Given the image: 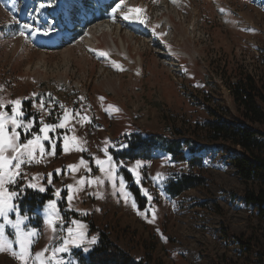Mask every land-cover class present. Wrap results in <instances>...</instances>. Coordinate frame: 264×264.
Masks as SVG:
<instances>
[{
    "label": "rangeland",
    "instance_id": "obj_1",
    "mask_svg": "<svg viewBox=\"0 0 264 264\" xmlns=\"http://www.w3.org/2000/svg\"><path fill=\"white\" fill-rule=\"evenodd\" d=\"M68 1L72 2L74 19L81 26L86 25L83 31L80 28L69 30V20L61 15V5L63 3V9L68 11ZM68 1L52 0L51 6L36 11L39 4L47 0H32L27 7L28 17L21 19L22 12L18 11L24 8V0L12 3L0 0V100L21 99L22 105L30 102L31 111L45 118L44 123H60L65 110L69 113L65 128L49 132L51 139L45 141L48 142L44 145L46 151H50L58 139L67 137L70 142L75 136L78 146L86 149L83 155L92 166L97 158L105 161V148L112 146L122 151L134 140L123 137L149 132L171 136L173 130L192 132L197 124L211 118L209 110L236 114L228 90L234 77L242 74L264 77V0H117L107 11L104 10L108 5L100 0ZM117 4L120 8L113 14L112 9ZM130 8L144 11L128 13ZM123 13L134 16L135 22L131 18L124 19ZM131 14H136L138 21L136 15ZM140 19L144 23H140ZM136 21L137 25L132 27ZM125 22H129V26ZM25 23L36 30L33 35L24 29L27 38L19 34ZM57 33L69 37L64 38L59 47H44L43 40L53 34L58 36ZM44 44L56 46L48 41ZM99 52L108 55L102 57ZM41 100L45 102L44 110L39 108ZM117 108L119 111L114 110ZM52 111L56 116L51 115ZM84 116L90 123L82 120ZM30 119L35 121L33 117ZM39 128L35 123L31 131L42 136ZM18 131L23 139L22 129ZM207 145L209 149L200 154L210 180L205 187L172 199L165 195L162 186L169 177L187 171L186 164L175 166L169 161L163 171L161 155L152 153L153 157L144 162L138 184L129 170L136 168L138 160H122L117 164L119 168L122 164L119 176L125 188H119L113 173L116 188L110 178L111 188L102 194L97 205L92 204L89 217L98 228L107 227L113 240L135 259L150 253L161 264H214L215 258L222 263L230 259L233 264H262L264 217L245 198L249 191L264 189V183L245 184L233 165L236 153L217 142L208 141ZM43 159L45 165L50 166L52 157L44 155ZM153 162L155 173L152 176L148 168L152 170ZM104 166L108 168L106 163ZM140 168H136L138 173ZM28 171L26 169L25 174ZM123 172L133 175L134 186L145 200L141 211L155 208L153 223L148 222L152 218L150 211L145 219L136 209L126 206L124 193L133 199L134 196ZM93 175L90 171L91 180H94ZM66 177L69 176L65 172L62 179ZM51 184L43 180L40 186ZM58 189L68 191L65 182L53 188L52 200L56 202ZM143 189H147L151 201ZM91 200L98 198L92 195ZM79 201L80 197L74 196L71 206L69 201L68 205L75 207ZM47 205L43 212L38 211L37 217L21 225L26 226L25 230L38 232L33 238V251L59 246L65 235L60 231L53 234L47 225ZM56 222L62 223L61 220ZM82 223L87 226V244L98 233L90 234L88 224ZM6 234L15 240L14 230L8 226ZM237 237L248 240L247 249L238 243ZM88 246L92 250L93 245ZM13 247L17 246L13 244ZM75 253L86 257L89 254L72 248L70 253L58 255H63L65 260H75ZM0 264L19 262L10 252H0Z\"/></svg>",
    "mask_w": 264,
    "mask_h": 264
},
{
    "label": "trees",
    "instance_id": "obj_2",
    "mask_svg": "<svg viewBox=\"0 0 264 264\" xmlns=\"http://www.w3.org/2000/svg\"><path fill=\"white\" fill-rule=\"evenodd\" d=\"M262 66L264 67V62ZM228 87L236 114L209 110L211 118L204 119L202 123L197 124L193 130H190L192 132L173 130L171 136H164L163 133L156 132L145 133V137L141 134L132 135L131 138L134 140L128 143V149L110 150L114 159L147 160L151 158L153 152L162 150L171 156L173 162L186 164L187 171L174 174L164 182V192L170 198L175 199L189 190L205 187L208 184L210 180L207 178L206 168L199 155L209 149L208 141L217 142L231 148L236 153L233 165L245 184L264 183V77H254L250 74L236 75L234 82H231ZM202 102L205 103V101ZM31 109L30 102H25L22 105V110L25 113L24 119L28 120L33 117L35 123L41 127V120L45 122L46 119L40 118L31 112ZM51 115L56 116L54 111L51 112ZM57 153L58 155L62 154L61 139L57 144ZM95 170V166L92 165V171ZM65 172V170H61L60 174H55L53 182H58ZM124 174V178L130 184V190L142 210L145 200L140 191L135 188L132 174L128 172ZM20 185L25 186V180H22ZM45 188L46 191L40 192L25 186V190L16 200L21 214L31 219L37 211L45 207L53 198V187L45 186ZM68 193L69 190L63 189L59 196L58 206L63 217L62 223L65 226H72L68 222L81 218L88 224L90 234L98 233L96 235L97 242L93 245L88 257L80 253L74 254L78 264H161L150 253L141 259H135L113 240L107 227L100 229L89 217V214L84 215L69 210ZM245 199L247 203L258 209L260 216L264 217V189L249 191ZM35 228L38 229V227ZM236 240L244 248L249 245L248 240L243 237H237ZM214 264L233 263L230 259H225L222 263L215 258ZM262 264H264V259Z\"/></svg>",
    "mask_w": 264,
    "mask_h": 264
},
{
    "label": "snow or ice",
    "instance_id": "obj_3",
    "mask_svg": "<svg viewBox=\"0 0 264 264\" xmlns=\"http://www.w3.org/2000/svg\"><path fill=\"white\" fill-rule=\"evenodd\" d=\"M123 2V0H121ZM175 2V0H174ZM52 0H47V3H40L38 9H43L45 7L51 6ZM120 8V5L117 4L113 9L112 12L115 14L117 10ZM144 10L141 8H130L128 13L135 12L137 14L143 12ZM224 11V9H221ZM128 13H123L124 19H130ZM140 23H144L143 19L139 20ZM24 29H28L31 34H35V31L30 24H23L20 28L19 34L21 36H25L27 38V34L25 33ZM50 29L45 30L44 34L47 35ZM96 51V50H92ZM102 57H106L108 54L106 52H99L98 53ZM113 64L120 68V65L113 61ZM123 70V69H121ZM35 95V94H34ZM101 100L104 98L101 97ZM8 107V111L4 109ZM63 109L64 105H60ZM109 108H114V106L109 105ZM39 108L41 110L45 109V102L43 100L39 103ZM115 111H119V109H114ZM50 114V113H49ZM80 115V113H77ZM25 113L22 110V101L21 99H12L9 101L0 100V252H10L14 259H16L19 264H78L75 260H65L63 255L58 254H67L70 253L72 248L80 249L84 254H87L91 251V248L88 245L96 244L97 240L96 237H91L88 240L87 244L85 243V229L86 225H84L79 220H72L68 223L72 226H65L64 223L57 224V220H63V217L60 216L59 210L57 207L56 200H50L48 202L47 208V225L50 227L53 234H56L58 231L65 233L63 236L59 246L52 247L49 249L45 247L39 251H33V245L35 243L34 237L38 235L37 230L35 229H26L22 228L21 225L24 223L25 220H28L29 217L26 215L21 214L20 207L16 203L17 198L23 193L25 190V186L20 185V180H26L27 174L23 173L22 165L31 163L33 160L36 159L35 153L36 149L39 148L40 156L43 157L44 155L53 156L55 155V148L56 145L53 143L51 145V150H45V146L42 141H49L51 138L49 136V132H55L57 128H65L67 126V122L69 119V113L67 110L64 112L63 120L60 123H44L41 120V127L39 128V133L32 132L35 125L34 120H28L25 122L23 117ZM82 120H86L90 123L88 117H82ZM9 126L10 129H9ZM18 129H22L24 136L22 139L21 131ZM29 134L31 138H28ZM76 137L73 136L72 140L76 141ZM64 151L68 152L69 149V142L68 138H64ZM78 151H85L83 147L78 145H74ZM105 155H107V148L104 149ZM38 163L39 160H36ZM107 163L109 168L107 170V174L113 180V188H116V181L115 177L112 176V173L115 171V165L112 164V157H107ZM96 164L100 166L101 172L105 171L104 164L105 161L100 160L99 158L96 159ZM81 166L87 168V162L81 158L79 164H72L68 165L67 167L71 169L73 172L78 171ZM142 166L141 161H136V168ZM136 168L129 169L133 172L136 176V182L140 183V175L136 171ZM90 172L91 169L87 168ZM57 174H60L61 169L55 170ZM160 175L159 173L157 174ZM52 174H48V183H52L51 179ZM36 177H32V180H35ZM88 185L91 186L92 184L99 183L103 184L104 181L97 177L95 180H88ZM78 184L83 185L85 184V178L81 177L78 181ZM29 188H38L40 192L46 191L45 187H38L36 183H32L29 181L26 185ZM72 184L67 185V189L69 190V195L67 196V200L69 201V205L71 206V202L74 199L72 193L73 189ZM119 188L123 190L125 188V182L123 178L119 180ZM83 190V189H80ZM144 195L148 197L149 201H151L152 197L149 195L147 189H143ZM56 196H60V190L56 191ZM128 193H124L125 200H127ZM97 198H103L102 194H97ZM134 209L137 210V214L145 217L147 219V212L152 213V218L148 221L149 223H153L156 219L155 215V208L152 207L150 209H145L141 211L137 208L136 202L133 201L131 205ZM99 211V209H97ZM15 213V218H11L10 214ZM87 215V212L83 213ZM6 226L10 227L14 230L15 240L11 239L8 234H6ZM75 226V227H73ZM13 244L17 247L14 248ZM50 253V255H49Z\"/></svg>",
    "mask_w": 264,
    "mask_h": 264
},
{
    "label": "crops",
    "instance_id": "obj_4",
    "mask_svg": "<svg viewBox=\"0 0 264 264\" xmlns=\"http://www.w3.org/2000/svg\"><path fill=\"white\" fill-rule=\"evenodd\" d=\"M30 100H32V99H30ZM42 143L44 145L48 144V142H45V141H42ZM74 145H78L77 142L70 141L69 142V149L70 150L68 152H65L64 148H63V152H62L61 156H59L57 154V146H56L55 155L51 156L52 159L50 161V166L45 165L43 157L40 156L39 148H37L36 149V159L33 160L31 163L22 165L23 173H26V169L30 170V171L27 172V179L25 180V182H26L25 185L29 181H31L32 183H36L38 185V187H40V184H41V182L43 180H47L48 181V174L49 173L52 174L51 179L53 181V179H54L53 175L56 174L55 170L56 169H61L62 170L63 168H65L66 170H68V172H71V175H69V177H66V178H63V179L61 178L60 181H58L56 183H52L51 185L55 189V187L59 188V186L61 185V182H65L66 183V187H67L68 184H72L74 187L72 189V193L71 194H73L75 197H80V201L78 202V204L75 207H73V206L70 207L68 205V208L70 207L71 211L76 210L79 213H84V212L89 213V212H91L92 204L97 205L101 201V198H99L96 201H92L91 200V196L92 195H96L97 196V194H103V193L107 192L108 188H111V186H110V183H111L110 182V178L111 177L107 174V170L109 168V165L107 163V157L111 156L112 157V164H114L116 166L115 167V171L113 173H115V175L117 177L116 179H117L118 182H119V179L121 178L119 176V172H120V170L122 168V164H120V168H119L118 167L119 165L117 164V161H115L113 159V156H112V154L110 152L111 148H113V147L109 146L108 149H107V155L103 154L104 155L103 158H104L105 163L108 166V168L106 166H104L105 171L101 172L100 166L97 165V164H94L97 167V171L93 172L94 175L92 176L94 180L97 177H99L100 179H102L104 181V183L103 184L95 183L93 187H90L88 185V183H87L88 180H91L90 172L87 170V168H90L91 171H92L91 164L89 162L90 160L87 161L86 158L83 155V151H78L77 148ZM45 150H46V148H45ZM153 154L154 155H157V154L161 155V157L159 159L162 160V162H160V164H162V170L163 171L165 170L166 162L171 161V164L176 166V163L172 162L170 155H167L164 151L157 150V151L153 152ZM81 158H83L87 162V168H85L84 166H81L78 171L73 172L71 169H69L67 167L68 165L79 164V161H80ZM36 160H39V162L37 163ZM137 160H141L142 161V166L140 168V173H141L140 176H142L143 165H144V162L146 160H144V159H137ZM147 160H149V159H147ZM164 161H165V164H164ZM152 164H153V168H152L151 171L148 168V174L153 176L154 173H155V162H153ZM144 171H146V168H145ZM113 173H112V175H113ZM144 173H146V172H144ZM176 174H178V173H176ZM164 175H165V173L163 174V177H164ZM32 177H36V179L32 180ZM81 177L85 178V184H83V185L78 184V181L81 179ZM36 189H38V188H36ZM80 189H83V190H80ZM93 189H95L94 192H93ZM128 189L130 190L129 185H128ZM88 193H93V194H88ZM81 201H83V202H81ZM133 201H134L133 198L127 197V200H125L126 206H128V208H130V209H133V207L131 206ZM96 207L97 206H95V210L94 211H96ZM92 211H93V209H92ZM12 215H15V213L10 214L11 217H12ZM79 221H82V220L79 219Z\"/></svg>",
    "mask_w": 264,
    "mask_h": 264
},
{
    "label": "bare ground",
    "instance_id": "obj_5",
    "mask_svg": "<svg viewBox=\"0 0 264 264\" xmlns=\"http://www.w3.org/2000/svg\"><path fill=\"white\" fill-rule=\"evenodd\" d=\"M130 18H131L130 20L132 22H135V17L134 16H130ZM127 26H128V24H127ZM58 40H59L58 36H55V37L53 36V37H50V38L46 39V41H48L50 43H55L56 46L60 45V43L58 44V42H59ZM47 45H49V44H47ZM115 48L117 49L116 46H115ZM122 48H123V50H125V48H126L125 44L122 45Z\"/></svg>",
    "mask_w": 264,
    "mask_h": 264
}]
</instances>
